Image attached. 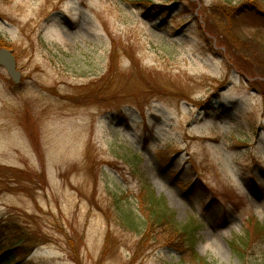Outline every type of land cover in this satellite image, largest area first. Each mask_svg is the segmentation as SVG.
<instances>
[{
  "label": "rangeland",
  "instance_id": "374dc122",
  "mask_svg": "<svg viewBox=\"0 0 264 264\" xmlns=\"http://www.w3.org/2000/svg\"><path fill=\"white\" fill-rule=\"evenodd\" d=\"M138 1L0 0V48L22 74L0 67V220L38 244L24 264H186L159 232L138 248L145 180L200 227L207 262L264 264V237L232 246L264 224V0H178L165 19Z\"/></svg>",
  "mask_w": 264,
  "mask_h": 264
},
{
  "label": "trees",
  "instance_id": "16d2710c",
  "mask_svg": "<svg viewBox=\"0 0 264 264\" xmlns=\"http://www.w3.org/2000/svg\"><path fill=\"white\" fill-rule=\"evenodd\" d=\"M177 2L178 0H176V3L171 6H165L156 4L150 0H140L136 2V5L139 8L146 10L153 17H161L165 19L167 16H169L172 12L176 10ZM228 8L229 10L227 11L226 15L230 17L233 15V13L234 15L237 14L238 11L241 10L240 8H242V6H237L229 3ZM201 33V39H203L204 41L210 40L211 37L208 36L206 31L203 30ZM215 44V47L218 46L224 53H227L226 51H228L227 48L230 44H228V36H225V31L224 34H218L217 38L215 39ZM113 67L114 66L112 63L111 70L109 74L105 76L104 81L109 78H112L113 80L114 76H116L117 70L116 68L112 69ZM101 96H103V93L101 94ZM3 171L5 175H9L10 173L14 172L20 174L25 172L18 168L16 169L7 167H4ZM135 199L137 213H139L145 221L144 223L146 227L145 233L138 248H140L142 244L146 243V241H152L151 236L153 234L151 233L159 232L163 234L164 237H170L168 241L166 240L168 245H175L174 247L175 249H178L180 251L182 257L181 259L184 263L211 264L207 262L205 258L200 257L199 254L196 252V237L200 227L196 225V222L194 220H191L186 224H179L176 221L174 212L168 207L164 198L157 197L155 191L149 184L146 183L145 180L142 181L139 192L136 194ZM120 210V219L122 221L123 226H125L127 229L139 230L138 221L135 215H133L127 209L123 208ZM7 222L9 223L8 219H6L5 223L1 222L0 220V228H7L8 230H5V232H9L6 233L7 236L4 238L8 242L0 239V263L24 264L25 261H27V259L31 256V254L36 250L38 244L32 242L33 238H31L28 233H22V231L18 227L13 226L18 230V232H16L15 229V232H12V228L9 225H5ZM245 228L246 229L244 238L238 239L237 241H234L232 243L233 248L240 255L243 253L245 254L247 248H249L252 244L262 240L264 237V224L260 222L256 217H251L249 220H247ZM110 234L111 233H109V235L107 236L104 256L107 255L109 252L108 246L111 238ZM9 235L10 238H7L9 237ZM19 236L22 237V240L19 241V243L14 244V240H17ZM10 240H12L11 243ZM241 246H244L245 250L242 249Z\"/></svg>",
  "mask_w": 264,
  "mask_h": 264
},
{
  "label": "water",
  "instance_id": "95a60500",
  "mask_svg": "<svg viewBox=\"0 0 264 264\" xmlns=\"http://www.w3.org/2000/svg\"><path fill=\"white\" fill-rule=\"evenodd\" d=\"M0 67L6 71L15 84L21 82L22 74L18 71L17 60L13 51L7 48H0Z\"/></svg>",
  "mask_w": 264,
  "mask_h": 264
}]
</instances>
